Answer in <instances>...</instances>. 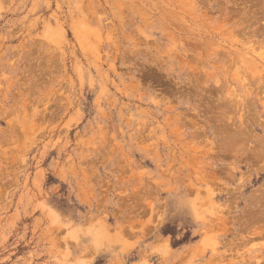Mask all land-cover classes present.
Returning <instances> with one entry per match:
<instances>
[{
    "label": "rangeland",
    "instance_id": "obj_1",
    "mask_svg": "<svg viewBox=\"0 0 264 264\" xmlns=\"http://www.w3.org/2000/svg\"><path fill=\"white\" fill-rule=\"evenodd\" d=\"M0 264H264V0H0Z\"/></svg>",
    "mask_w": 264,
    "mask_h": 264
},
{
    "label": "bare ground",
    "instance_id": "obj_2",
    "mask_svg": "<svg viewBox=\"0 0 264 264\" xmlns=\"http://www.w3.org/2000/svg\"><path fill=\"white\" fill-rule=\"evenodd\" d=\"M262 1V0H261ZM241 138V137H240ZM239 142V141H238Z\"/></svg>",
    "mask_w": 264,
    "mask_h": 264
}]
</instances>
